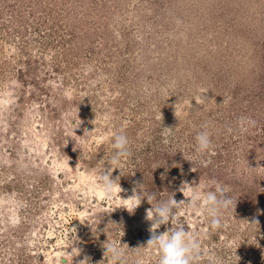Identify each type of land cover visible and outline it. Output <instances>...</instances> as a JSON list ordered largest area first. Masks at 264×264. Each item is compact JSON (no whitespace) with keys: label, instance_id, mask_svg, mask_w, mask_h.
Masks as SVG:
<instances>
[{"label":"rangeland","instance_id":"obj_1","mask_svg":"<svg viewBox=\"0 0 264 264\" xmlns=\"http://www.w3.org/2000/svg\"><path fill=\"white\" fill-rule=\"evenodd\" d=\"M241 117L255 126L241 132ZM204 125L212 148L197 154ZM163 127L174 130L167 145ZM113 133L131 154L109 200L95 182ZM258 167L264 0H0V264H118L108 240L123 264H158L157 249L139 248L152 205L124 207L137 182L154 205L188 202L183 182L227 188L220 228L187 204L171 222L199 237L194 264H264Z\"/></svg>","mask_w":264,"mask_h":264},{"label":"clouds","instance_id":"obj_2","mask_svg":"<svg viewBox=\"0 0 264 264\" xmlns=\"http://www.w3.org/2000/svg\"><path fill=\"white\" fill-rule=\"evenodd\" d=\"M198 103L200 101L195 99ZM223 103H228L227 99H224ZM176 116L178 117L177 111ZM94 123V121H93ZM255 120L250 117H241L237 121L238 128L241 132L247 131L248 126H255ZM162 143L169 144L168 137L174 133V130L170 127L162 128ZM203 131L197 133L195 152L197 154H204L209 152L212 148V141L210 133L207 131V125H204ZM232 131L231 128L228 129ZM89 131H85V138L82 141L87 140ZM129 139L125 134L113 133V142L111 147L114 152L101 159L99 163L102 165V170L97 176L95 182V188L102 192L109 200L113 198V194L117 187V181L120 179L112 177V172L116 169H120V165L124 162V159L128 157L130 153ZM76 150L75 148L73 149ZM190 161V160H189ZM105 163L110 167L105 168ZM264 168L258 167L257 169ZM79 174V164L76 169ZM120 187V185H118ZM201 185L191 186L187 182H183L180 191L183 192L186 197V193H190L188 202H177L174 197L169 199L159 200L155 205L152 203L155 197V193H146L144 191V185L137 182L132 188V193L125 201V208L131 213L137 207L140 206L142 200L146 199L152 207L145 209L144 220L149 222L148 231L150 238L147 241L146 246L139 248L157 249L160 254L158 264H194V262L202 255V246L198 236L192 235L184 226H178L171 222L175 217V210L181 204H187L190 209L197 212L204 211L207 216L210 217V226L213 230L221 227V216L232 205L231 196H227V188L221 187L218 184L215 187V191L202 192ZM121 188V187H120ZM139 190V191H138ZM130 204V207L128 206ZM171 222L173 225L171 228L164 232H158L157 230L161 225H167ZM104 256L110 257L112 261L123 264L124 252L115 242L108 240L106 243ZM78 264H90V258L85 256ZM99 264H103L100 261ZM136 264H143V261L138 259Z\"/></svg>","mask_w":264,"mask_h":264}]
</instances>
